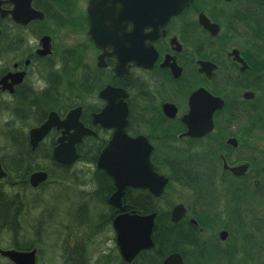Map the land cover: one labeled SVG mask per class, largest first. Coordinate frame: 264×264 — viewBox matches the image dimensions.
<instances>
[{"label":"flooded vegetation","instance_id":"af4514ba","mask_svg":"<svg viewBox=\"0 0 264 264\" xmlns=\"http://www.w3.org/2000/svg\"><path fill=\"white\" fill-rule=\"evenodd\" d=\"M1 1L2 9L6 11L12 9V5L7 0ZM155 1L157 0L149 2L148 6H156ZM34 2L35 0L32 3V7L43 12L42 9L34 6ZM149 12L156 13L155 10ZM36 23L37 21H33L26 26H21L14 23L9 14L0 17V40L8 41L9 49L11 48L9 46L15 44L13 42L15 35H12L15 34L12 33L14 30L21 33ZM145 31H149V29L146 28ZM40 37L38 36V40ZM20 39L23 43L25 42L24 37L20 36ZM152 45L156 51V58L150 69L129 64L128 73L122 77H117L114 72L116 63L114 57H105L104 67L95 66L97 68L107 69L113 75V79L107 81L102 88L110 85L124 89L126 93L125 102L128 109V123L125 127V133L131 138L142 136L147 141L151 147L150 162L153 171L157 175L166 178L167 183L161 194L157 197L153 196L147 188L127 186L121 199L123 210L109 205L107 200L115 191L112 178L104 171L97 169L95 163L89 164L81 161L78 153V147L88 142L101 143L103 144V148L112 136V129H105L99 124L93 123V115L98 113L105 104L97 96L102 88L91 99L89 98L87 101H84L86 104L90 103L91 106L84 104L77 105L81 107L80 122L85 128L91 130L92 133L83 136L81 141L76 145L78 159L74 164L80 162L84 166H89L92 168V175L94 174L95 177L99 175L103 182L107 183L108 187L113 186L114 188L106 199H100L99 202L85 201L83 199L82 202L77 204V214L79 217L81 216V220H84L86 224L80 228L78 236H76V233L73 236L74 238L77 237L75 241L78 243L80 255H84L83 262L86 259V253L82 247L88 245L96 236L106 232L110 236L112 248L115 250L111 255L116 254L118 264H134L142 252L145 251L150 252V254L152 253L150 256L154 258L151 261H147L146 264H154L155 257L157 256V245L152 234L156 220L171 225L175 231L185 232L194 230L197 232L198 240L208 242L209 239H205L202 236L206 230L203 226L217 224L218 220L216 216L209 214V212L207 213L202 207L192 208L184 202H178L176 204L169 203L164 201L165 196L169 198V195H172L170 189L174 181L186 183L181 177L189 176L193 170L191 167L193 160L197 159L200 161L203 159V156L217 158L224 175L227 174L234 178L242 177H235L228 170L223 169L222 158L225 159V156L219 155L218 151L220 147L217 149L213 147L215 145L214 143H216L213 134L217 127V119L226 107L234 109L233 119L231 122H228L230 126L236 123L241 113L245 114V109H248L250 106L256 104H260V107L264 106V99L258 100L257 97L258 85H263L264 87V0H191L183 10L169 19L164 26V34L154 40ZM12 47L14 48V45ZM38 49L39 42L31 45L30 51L24 53L21 57L12 59L10 63L0 65V78L8 72L25 73L23 81L13 86L12 93L6 90L3 91L0 88V94H8L13 99L15 92H18L19 88L31 86L26 81L28 76L27 69L30 64H39L42 67V63H46L53 56L52 40L51 53L49 55L40 56L37 52ZM99 54H101L100 51L98 52ZM195 83L198 84L196 87ZM45 87L36 89L44 90ZM199 88H203L215 97H220L223 100V107L220 111L215 112L213 116V130L202 137L194 138L186 135L188 130L187 123L183 119L189 114L188 102L190 95ZM250 94L251 96H249ZM94 97H96V100ZM165 104L173 106L172 109H175L173 116H170L163 110L165 109ZM130 109H139V120H141V123L135 122V118L133 119L134 121H131ZM58 115L60 119L65 116V114L59 113ZM42 122L37 124L31 122L32 126L30 128L37 127ZM61 132V129L51 128L38 143L35 150H32L41 151L43 145L48 144L49 147L47 148L49 151L43 153L45 155L49 154L53 162L48 158L40 159L47 160L52 167L51 169L45 170L39 166V159L36 158L35 160H38L36 169L28 171L22 178L18 177L14 172L10 173L7 167L1 163L6 176L0 179V192L3 191L13 195V204L18 208L20 207L21 214L18 225L21 223L23 209L27 203L28 196L26 189L33 190L43 187L49 181V170H51L50 173L52 172L58 179H61V175L59 174L60 169L65 171L68 167L57 163L52 157L51 150L54 144H56L57 139L61 136ZM25 134L26 140L29 143V131ZM230 138L234 137H227L223 145L234 150L238 147V141L234 138L237 141V146L233 147L227 143V140ZM238 162L232 164L227 162V164L233 166ZM39 170L44 171L47 174V178L44 182L33 187L29 183V176L32 172ZM196 172L200 174L199 170H196ZM91 183L93 185L92 189L79 191L82 194L80 196L92 195V192L97 190L96 183L94 181ZM183 187H188V189H192L195 193L196 190L200 191V194L202 191L199 186L196 188L195 186L192 187L189 185ZM197 193L195 197L199 200L201 196L197 195ZM91 198H93V195L90 196ZM17 199L22 200L21 205L18 204ZM137 199L138 204L142 207L147 206L145 200L148 199L149 208H154L155 210L148 213H137L133 209L134 200ZM178 204L183 206L184 213L178 222H173L171 220L172 210ZM99 208L102 211L98 213L97 209ZM66 209L68 210L69 208ZM84 210L85 212L82 213ZM121 213H135L138 215L155 214L151 232L152 247L141 250L130 262L122 259L116 244V232L112 226L115 216ZM209 242H213V240L211 239ZM214 245H219L223 248L221 241H214ZM189 252L188 249L184 253L174 250L163 255L160 262L156 260L159 264H162V260L171 253H179L184 259V255ZM79 253L78 256L80 257ZM139 261H137L138 264Z\"/></svg>","mask_w":264,"mask_h":264},{"label":"rangeland","instance_id":"374dc122","mask_svg":"<svg viewBox=\"0 0 264 264\" xmlns=\"http://www.w3.org/2000/svg\"><path fill=\"white\" fill-rule=\"evenodd\" d=\"M86 3L87 0H76L74 15L78 20L85 13ZM12 33H15L12 34L15 35L13 42L21 43V45L13 44L15 48L11 45L9 46L11 48L8 49V41L1 39L0 65L10 63L12 59H17L29 52L31 45L37 43L38 36L42 34L51 37L52 59L59 58L63 50L74 48L84 53L86 65L89 67L96 65L99 51L91 45L83 28H79L78 22L76 25L61 29L50 24L36 23L34 26L28 27L26 31L19 33L14 30ZM19 35L24 37V43ZM27 70L26 81L32 87L44 88L46 86L43 79V68L39 64H30ZM195 84L196 87L198 84ZM257 97L258 100L264 99L263 85H258ZM84 100L87 101V99ZM14 103L8 94H0L1 163L13 155V148L7 133L11 129L26 133L32 126L31 122L20 123L10 116V112L6 109H10ZM261 109L260 104L250 106L245 109L246 113H241L237 122L230 126L228 122L233 119L234 109L226 107L217 119V127L213 134L216 143L213 147L215 149L220 147L219 155H224L229 164L246 161L254 163L259 170L264 167V131L257 121L258 116L261 115ZM227 137L237 139L238 147L236 149L233 150L223 145ZM47 147H49L48 144L43 145L40 152H48ZM37 158L39 166L45 170L52 168L47 160ZM200 161L206 169L198 168L197 164L196 167L200 172L206 173L207 181L200 185L174 181L170 189L172 195H169V198L165 196L164 201L172 204L184 202L192 208L202 207L207 213L216 216L218 223L203 226L206 230L202 236L209 241L212 239L220 242L218 233L220 229H225L229 235L225 242L221 241V246L234 250L235 258L242 261L243 264H260L261 259L264 258V177H256L258 170H254L252 164L245 175L234 178L227 174L224 175L220 169V162L211 156H203ZM191 167L194 168L193 165ZM50 171L49 181L43 187L25 190L28 196L27 203L23 209L21 223L17 227L21 236V244H24L23 241L26 240L29 246L33 244L36 247L38 250L36 264H118L116 254L111 255L115 250L112 248L110 236L106 232L96 236L88 245L81 246L86 253L84 262V255L81 256L78 251L79 246L74 247L77 237L73 236L74 230L69 225L66 208L72 206V203H80L78 198L82 194L79 191L92 189V168L77 162L69 167L68 176L64 175L62 180ZM186 185L195 186V188L199 186L202 189L201 194L196 190L197 195L201 196L199 200L196 199V193L192 189L183 187ZM97 211L99 213L102 210L99 208ZM78 234L79 232L76 233V236ZM10 237L9 232L0 231V249L11 246ZM188 263L185 261V264ZM0 264H9V262L0 256Z\"/></svg>","mask_w":264,"mask_h":264},{"label":"water","instance_id":"95a60500","mask_svg":"<svg viewBox=\"0 0 264 264\" xmlns=\"http://www.w3.org/2000/svg\"><path fill=\"white\" fill-rule=\"evenodd\" d=\"M33 0H7L12 5L11 10H3L0 0V17L7 14L11 20L21 26H26L34 20H43L42 12L32 8ZM154 0H88L86 7L87 34L94 46L102 53L97 56V66L104 67L105 57L116 60L114 72L117 77L128 73L129 64L150 69L156 58V51L152 42L164 34V26L169 19L183 10L191 0H157L156 6H148ZM156 11L150 13L149 11ZM146 28L149 31H145ZM40 56L51 53L50 37L44 35L39 39ZM24 72H9L0 78L1 89L13 92V86L22 82ZM105 104L93 115V123L105 129H112L113 133L107 144L100 151L96 168L104 171L112 178L115 191L109 196V205L123 210L122 197L127 186L147 188L157 197L163 191L167 179L157 175L150 162L151 147L142 136L131 138L125 133L128 123V109L125 102L124 89L106 85L97 95ZM251 96V94L249 95ZM189 114L183 119L187 123L186 135L199 138L213 130V116L223 107V100L209 94L203 88L194 91L189 97ZM163 109L173 116V106L165 104ZM81 107L68 111L60 120L56 112L51 111L47 119L38 127L29 130V142L34 149L38 142L53 127L62 129L57 145L53 148L52 156L60 164L74 163L78 154L76 145L85 135L92 131L85 128L79 121ZM233 147L237 146L234 138L227 140ZM222 167L233 176H243L250 167L249 162H240L229 166L222 158ZM5 176L0 164V179ZM46 179L45 172H34L29 182L38 185ZM257 184V182H256ZM184 213L182 205H176L171 214V220L178 222ZM155 214L138 215L135 213H121L115 216L112 226L116 232V244L124 261L130 262L144 249L152 247L151 232ZM227 230H221L218 238L225 241ZM0 255L12 264H35L36 250L19 251L15 249H0ZM162 264H183L179 253L167 255Z\"/></svg>","mask_w":264,"mask_h":264},{"label":"trees","instance_id":"16d2710c","mask_svg":"<svg viewBox=\"0 0 264 264\" xmlns=\"http://www.w3.org/2000/svg\"><path fill=\"white\" fill-rule=\"evenodd\" d=\"M34 6L42 9L45 15V19L39 23L40 25L50 24L61 29L70 25H76V22H78L79 28H83L85 31V16L80 17L78 20L77 16L74 15L76 0H35ZM14 45L20 46L21 43ZM42 68L46 83L45 89L39 90L31 86L19 88L13 97L14 105L11 109H6L15 121L20 123L33 122L37 124L45 119L49 111L54 110L59 114H64L69 110L66 108L80 104L91 106L90 103L86 104L84 99H91L107 81L113 79V75L109 73V70L86 65L84 63V53L74 48L63 50L59 58H49L46 63H42ZM94 98L96 100V97ZM130 117L131 121L135 118V122L141 123V120H139V109H130ZM257 121L259 122L260 128L264 131V106H262L261 115L258 116ZM7 136L13 148V155L5 159L3 163L10 173L14 172L18 177L23 178L25 173L27 174L28 171L36 169L38 160L35 159L37 157L41 159L48 158L52 161L49 154L45 155L40 151L31 150L25 133L22 134L17 129H11L7 133ZM102 146L103 144L96 142H88L85 145H80L78 147L79 159L89 164H94ZM213 159L217 161V158L213 157ZM192 164L194 168L190 175L181 177L186 181L185 184L200 185L206 182L208 179L206 173L199 172L200 174H198L196 172L198 170L197 165L198 168L206 169L205 165L197 159H194ZM251 164L254 170H258L256 177H264V167L259 170V168L257 169L255 167L254 163ZM67 171L68 169H65V171L60 169L59 174L61 175V179L64 178V175L68 176ZM91 179L96 183L98 188L92 192L93 198L90 199L92 195H83L85 198L81 196L82 199L80 202L83 199L85 201L99 202L100 199H106L111 190L114 189L113 186L108 187L107 183H104L99 175L95 177L93 174ZM16 201L21 205L22 200L17 199ZM145 201L147 202V206L142 207L138 204V199L134 200L133 209L140 214L154 211V208H149L148 199ZM72 204V206L68 207L69 209L66 213L69 222H71L70 227L74 230L73 235H75L78 231L80 232V228L84 227L86 222L81 220V216L79 217L77 214V203ZM84 212L85 210L82 213ZM20 214V207L18 208L13 204V195L3 191L0 192V231L5 230L10 233L11 248L29 250L35 246L33 244L29 246L25 239L23 241L24 244H21V236L17 229ZM196 234L197 232L194 230L185 232L175 231L171 225L156 220L152 234L157 245V256L155 260L157 259L160 262L163 255L171 251L177 250L184 253L188 249L190 252L186 255L183 254L185 261L187 263L189 262L188 264H243L242 261L235 258L236 254L234 250L221 248L219 245L216 246L214 245V241L202 242L197 239L198 236ZM74 247H78V243ZM151 254L148 251L142 252L134 264H138V260H140L139 264H146L147 261L154 259L150 256ZM155 260L154 264H157L158 262L156 260L155 263ZM260 264H264V258L261 259Z\"/></svg>","mask_w":264,"mask_h":264},{"label":"bare ground","instance_id":"6f19581e","mask_svg":"<svg viewBox=\"0 0 264 264\" xmlns=\"http://www.w3.org/2000/svg\"><path fill=\"white\" fill-rule=\"evenodd\" d=\"M78 199H80V200H81V199H82V197L80 196ZM82 201H83V200H82Z\"/></svg>","mask_w":264,"mask_h":264}]
</instances>
